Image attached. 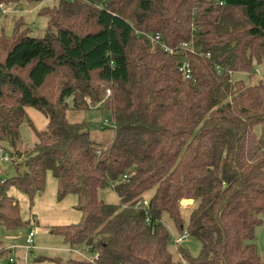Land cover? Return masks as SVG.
Returning <instances> with one entry per match:
<instances>
[{"label": "trees", "instance_id": "1", "mask_svg": "<svg viewBox=\"0 0 264 264\" xmlns=\"http://www.w3.org/2000/svg\"><path fill=\"white\" fill-rule=\"evenodd\" d=\"M22 1L44 0L0 6ZM38 14L41 36L0 30V227L30 222L9 190L30 205L50 172L55 199L73 195L79 219L49 231L89 257L27 264H264V243L260 253L254 243L264 216V82L231 76L264 59V0H54ZM93 105L110 122L106 142L67 118ZM25 107L46 117L43 130ZM22 122L35 136L26 149ZM107 186L118 203L98 198ZM182 199L192 201L186 223ZM162 213L200 243L195 256L180 245L173 260Z\"/></svg>", "mask_w": 264, "mask_h": 264}, {"label": "rangeland", "instance_id": "2", "mask_svg": "<svg viewBox=\"0 0 264 264\" xmlns=\"http://www.w3.org/2000/svg\"><path fill=\"white\" fill-rule=\"evenodd\" d=\"M53 3L54 0H44L40 3H28L22 1L17 5L3 6L5 13L0 15L1 32L4 35H9L11 33L12 27L16 26L18 30L30 29V35L32 36H41L46 26V17L39 15L38 9L45 5H52ZM231 76L233 79H243L246 84L255 83L257 80H261L262 82H264V59L260 62L259 65L253 66L250 75L245 72H233ZM65 101L68 106L71 104L70 98H66ZM24 110L27 118L30 120L32 127L35 130H43L45 128L47 119L41 112L32 107H25ZM66 113L69 120H84L89 122V134L94 141L106 142L111 137V130L109 128L102 129V126L107 127L110 122L108 121L107 123H103V118L100 114V111L96 109V105L91 106V108L86 111L79 112L68 110ZM34 142L35 136L32 129L25 122H22L19 126L18 147L21 149H26L28 147H31ZM151 192L152 190L148 191L145 194V198H147L151 194ZM97 195L100 200L106 203H118L117 195L108 186L100 188L97 191ZM19 208L22 218L25 221L28 219L30 222L22 228L16 229L13 232H6V230L0 227V239L3 243H5L6 241H14L18 244H22L23 238L26 235L27 231L32 230L34 232L32 248L34 257H60L63 260L67 257H81L80 255H76L75 253L68 254L67 252H65L68 254V256L65 254H60L63 253L62 250L67 249V246L63 244L61 237L54 234L35 233L34 230L36 225L33 223L31 215L28 214L29 204L19 201ZM188 210L189 208L183 207L180 209L184 223H186L187 220ZM262 219V223L256 227L254 233V243L258 253L262 251L264 243V216L262 217ZM160 221L166 227L170 239L179 235L172 221L169 219L166 213L161 214ZM181 247L185 248L191 255L195 256L199 252L200 243L196 239L188 236L183 240ZM77 249L86 257H89L83 248ZM168 250L170 251L173 260H179V256L176 253L177 247L174 246L171 241L168 244ZM27 256L30 257L31 252L23 253V251H21L20 249H16L13 250L7 257L12 259L13 262L11 264H27L28 261L33 258L30 257V259H27ZM0 264H7L6 256L0 255ZM37 264L50 263L41 261Z\"/></svg>", "mask_w": 264, "mask_h": 264}, {"label": "crops", "instance_id": "3", "mask_svg": "<svg viewBox=\"0 0 264 264\" xmlns=\"http://www.w3.org/2000/svg\"><path fill=\"white\" fill-rule=\"evenodd\" d=\"M9 194L16 197L18 202L22 201L23 203H28L26 197L13 188L9 190ZM72 196L73 195H66L62 200L57 201L55 199V180L53 179L51 173L47 172L45 174L44 186L42 191L34 197L32 203L29 205L28 208L29 210L28 214L31 215L32 221L36 225L34 230L35 233L51 234L49 228L53 225L76 222L79 219V213L73 208V204L75 203V197ZM191 202H192L191 199H182L180 201V209L182 207L189 208L191 206ZM10 245H15V246L13 248L5 250L3 256H6V261H7V256L13 250L20 249L22 251V249L17 246L20 244L14 241H6L5 243H3L4 249L5 247ZM64 245L67 246L66 244ZM32 248L30 251L31 257H34ZM70 249L71 248L67 246V249L62 250L63 253L60 254L63 255L65 254L68 256L69 253H73L72 251H70ZM75 249L78 250L77 248ZM65 252H67L68 254ZM67 258H71V257H67Z\"/></svg>", "mask_w": 264, "mask_h": 264}, {"label": "built area", "instance_id": "4", "mask_svg": "<svg viewBox=\"0 0 264 264\" xmlns=\"http://www.w3.org/2000/svg\"><path fill=\"white\" fill-rule=\"evenodd\" d=\"M0 11H1L2 14L5 13V10L3 9V6H0ZM150 39L152 41L158 42L159 35L158 34H155V35L151 36ZM160 46L168 54H171V53L174 52L171 48H168V47H166L163 44H160ZM180 48L188 49V46H187L186 43H182L180 45ZM178 71H180L185 78H188L190 76V68L188 67V65H187V63L185 61H181V63L178 65ZM107 122L108 121L106 119H103V123H107ZM6 159H7V156L5 155V153L3 152V150L0 149V161H5ZM145 204H146V202L145 201H142V205H145ZM33 236H34V232L32 230H28L27 233H26V235L23 238V243L20 244V245H17L19 248L22 249L23 253H28V251L32 248V246H33ZM187 237H188V233L186 231H183L182 233H179L178 236L172 237L170 239V241L173 243L174 246L177 247V246H180L182 244L183 240L185 238H187ZM14 246L15 245L7 246V247H5V250L10 249V248H13ZM70 251H72L76 255H80L81 258L87 259V257L84 254H82L80 251H78L76 249H70ZM7 261L9 263H11L12 262V259L11 258H8Z\"/></svg>", "mask_w": 264, "mask_h": 264}]
</instances>
